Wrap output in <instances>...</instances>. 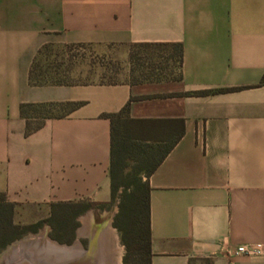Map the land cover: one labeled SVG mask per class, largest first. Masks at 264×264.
Returning <instances> with one entry per match:
<instances>
[{"label":"crops","instance_id":"1","mask_svg":"<svg viewBox=\"0 0 264 264\" xmlns=\"http://www.w3.org/2000/svg\"><path fill=\"white\" fill-rule=\"evenodd\" d=\"M46 44L124 49L129 62L137 45L176 46L182 63L160 79L33 85ZM217 88L237 89L193 94ZM68 101L81 104L25 134L23 103ZM129 101L136 138L175 142L149 177L151 264H264L234 253L264 248V0H0V192L16 223L111 195L104 115Z\"/></svg>","mask_w":264,"mask_h":264},{"label":"trees","instance_id":"2","mask_svg":"<svg viewBox=\"0 0 264 264\" xmlns=\"http://www.w3.org/2000/svg\"><path fill=\"white\" fill-rule=\"evenodd\" d=\"M55 44H46L39 49L35 56L31 70L30 83L33 85H69L77 84L67 81L60 74V66L44 67L39 61L40 57L50 54L51 47ZM63 48V54L70 58L76 49L82 48V45H59ZM169 56L175 59V64L168 75L180 71L182 63L181 50ZM61 55V54H60ZM176 56V57H175ZM131 61L134 63V56L131 55ZM53 65L52 62L48 63ZM151 71L160 72L157 77L144 79H160L164 68L156 66ZM146 66L145 70H150ZM53 70L54 72H52ZM166 76V77H167ZM100 83H118L116 81H107ZM237 88H217L213 90L195 91L193 94L205 95L208 93H217L230 91ZM134 99V98H133ZM80 102H44V103H23L21 105V115L26 120L25 134L30 135L41 129L47 119L53 117H64L74 109ZM129 101L120 111L105 114V117L112 122V141H111V166L109 178L111 185V196L115 200L119 196V211L116 215L115 224L121 230L125 245L127 246V255L125 264H151V207H150V183L149 177L152 172L162 163L169 151L174 147L175 142H147L135 137L132 126L136 122L130 116ZM146 177V179H144ZM120 192V193H119ZM96 202L90 203H60L53 204L49 221L55 225L59 231L60 223H66L69 227L79 214L86 208L96 206ZM57 212L58 222L54 218ZM15 204L8 201L6 194L0 192V252L10 243L21 237L23 233L33 229L37 224L21 225L14 219ZM57 226V227H56ZM55 231V232H57ZM59 238L66 242L65 238ZM134 262H130V259ZM190 264H212L211 258H191Z\"/></svg>","mask_w":264,"mask_h":264},{"label":"rangeland","instance_id":"3","mask_svg":"<svg viewBox=\"0 0 264 264\" xmlns=\"http://www.w3.org/2000/svg\"><path fill=\"white\" fill-rule=\"evenodd\" d=\"M164 47L165 46L162 45L135 46L133 63L132 61L129 62L130 58L128 59L127 57H125L124 49L117 48L111 51L104 52L84 46L82 48L76 49L73 54H69L72 58H70L69 56L68 58H66L64 55H62L63 48L59 47L58 44H55L51 47L52 49H50L48 59L46 58V56H44L40 57L39 61L46 68L62 64L60 66V74L67 81L77 84L99 83L107 81L121 82L127 80L144 79L152 76L155 78L159 76L157 74H159L160 72H153L151 71L150 67H152L153 69L154 67L156 68V66L159 68H164V70L162 71V75L165 74L166 77L176 63V58H171L170 60H168L169 56H171L172 54L161 51ZM174 48L176 54V52H178V49L176 46ZM49 62H52L53 65L49 66ZM146 66H148L150 70L146 71ZM51 71L54 72L53 70ZM119 202V196H117V198L113 200L112 196L109 194L107 196V199L103 202L99 204L97 203L96 206L86 208L81 214L74 218V222L71 223L68 228L65 227L66 223H60V226L58 228L59 231L55 229V225L49 221V217H47L44 213V219L41 220V223L37 224V226H35L33 229L23 233V235H21V237H19L18 239L29 235L36 236L41 233H47L50 239L70 245L76 237V229L79 228L81 224H83V227L88 230L94 229V234L96 235L108 224H111L115 229L118 246L121 251L122 258L120 264H125V258L128 249L123 241L121 230L115 224L116 215L119 211ZM54 220L55 222L59 221L57 212ZM17 223L21 225H29V223L19 222L18 218ZM57 236L61 239L65 238L66 242H64L63 240H59ZM86 242H88V240L85 236L83 237V239H81V243H84L85 245ZM129 259L131 262V258Z\"/></svg>","mask_w":264,"mask_h":264},{"label":"water","instance_id":"4","mask_svg":"<svg viewBox=\"0 0 264 264\" xmlns=\"http://www.w3.org/2000/svg\"><path fill=\"white\" fill-rule=\"evenodd\" d=\"M46 240H44V238ZM77 241L74 245L52 240L47 233L29 235L10 243L0 252V264H98L99 258L88 259L82 250L73 253V249L80 246ZM47 247V248H46ZM40 248V249H39ZM47 249L61 254V258H52ZM64 254L66 257L62 256ZM75 254V255H74Z\"/></svg>","mask_w":264,"mask_h":264},{"label":"bare ground","instance_id":"5","mask_svg":"<svg viewBox=\"0 0 264 264\" xmlns=\"http://www.w3.org/2000/svg\"><path fill=\"white\" fill-rule=\"evenodd\" d=\"M113 235H114V230L111 228V226L108 225L106 230L100 236V238L97 239V243H99L102 247V254H101L100 258L98 257L100 259L98 262H100L102 260V264H108V260H107L106 255H108L110 262H114V264H120V261L122 258L121 257V251L118 247L115 248L113 245L110 244V243H112V244L115 243ZM44 240H46V238H44ZM78 248H80V247H78ZM78 248L73 249V253H78L79 252L78 250H80ZM47 252L52 255V258H58V259L61 258V254L57 253V251L55 252L54 250L47 249ZM62 256L67 258V256H65L64 254H62ZM110 262H109V264H110ZM98 264H101V263H98Z\"/></svg>","mask_w":264,"mask_h":264},{"label":"flooded vegetation","instance_id":"6","mask_svg":"<svg viewBox=\"0 0 264 264\" xmlns=\"http://www.w3.org/2000/svg\"><path fill=\"white\" fill-rule=\"evenodd\" d=\"M94 233H95L94 229L88 230L85 227H83V224H81V226L76 229V237L73 240L72 244H70V245H74L78 241L80 243V245H78V246H80V249L84 253L83 255L85 257L90 259L92 257L94 258V256L96 255V257L100 258L101 254H102V247L99 243H97V240H96ZM85 236H86L88 242H86L84 245V243H81V239H83V237H85ZM100 263L102 264V260L100 261Z\"/></svg>","mask_w":264,"mask_h":264},{"label":"built area","instance_id":"7","mask_svg":"<svg viewBox=\"0 0 264 264\" xmlns=\"http://www.w3.org/2000/svg\"><path fill=\"white\" fill-rule=\"evenodd\" d=\"M238 255H261L264 253L262 244L240 245L235 251Z\"/></svg>","mask_w":264,"mask_h":264}]
</instances>
